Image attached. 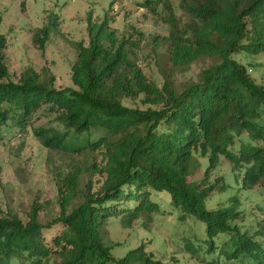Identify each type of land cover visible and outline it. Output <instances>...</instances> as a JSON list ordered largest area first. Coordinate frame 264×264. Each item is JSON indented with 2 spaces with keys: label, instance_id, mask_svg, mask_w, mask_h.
<instances>
[{
  "label": "trees",
  "instance_id": "trees-1",
  "mask_svg": "<svg viewBox=\"0 0 264 264\" xmlns=\"http://www.w3.org/2000/svg\"><path fill=\"white\" fill-rule=\"evenodd\" d=\"M140 6L168 26L167 36L145 39L162 88L144 74L140 48L107 20L89 18L88 46L72 41L73 86L64 88L48 66L27 67L15 80L0 33V137L31 130L56 186L53 200L0 216V264H163L143 239L129 246L109 236L114 223L127 231L150 223L160 209L154 192L205 224L208 264H264V218L245 224L264 205L242 208L240 199L256 186L264 196V83L252 74L256 64L238 58L264 55V0ZM54 24L34 31L40 49ZM139 96L146 108L125 103ZM224 164L229 174L215 176ZM229 190L238 194L208 208ZM191 238L182 236L187 248Z\"/></svg>",
  "mask_w": 264,
  "mask_h": 264
},
{
  "label": "rangeland",
  "instance_id": "rangeland-1",
  "mask_svg": "<svg viewBox=\"0 0 264 264\" xmlns=\"http://www.w3.org/2000/svg\"><path fill=\"white\" fill-rule=\"evenodd\" d=\"M146 0H0V33L7 38L4 50L6 65L10 75L17 80L21 73L32 67L40 72L48 66L55 74V84L59 88L73 86L71 80L72 64L76 60L77 52L72 41L89 45L87 32L89 18L92 23L100 24L108 21L109 27L115 30L120 40L134 42L138 51V63L142 65L144 74L149 80H154L162 88L164 79L157 73L154 58L149 56L150 48L146 37L157 34L167 36L168 26L158 21V15L141 3ZM177 6L178 0H173ZM54 22V30L49 37L44 50L33 42L36 29ZM142 34H139V33ZM144 39L138 42L141 37ZM244 63L256 64L252 74L264 83V55L239 56ZM244 58V59H243ZM259 64V66H258ZM125 103L133 108H146L142 97L128 98ZM45 118L37 119L35 124L43 123ZM99 132L96 138L102 136ZM46 151L34 138L30 130L28 135L18 134L14 139L7 134L0 137V216L8 211L28 209L33 202L53 200L56 186L48 172L45 163ZM229 166L222 165L216 174H229ZM97 174L95 180L101 181ZM237 187L236 184H234ZM97 187V185H96ZM237 193L228 191L216 195L208 203V208H217L219 203H225L229 196ZM158 203L159 211L151 216V222L144 224L142 220L134 222L131 231L114 223L109 228L112 243L115 241H129L134 246L137 241L144 240L147 250L153 251L156 258L163 264H208L204 251L207 248L206 226L189 215L185 219L180 216V209L172 206L170 197L165 192L153 194ZM241 207L251 202L264 205V196L260 195L259 187L240 193ZM256 215L247 216L245 224H254L258 217L264 218V212L256 209ZM60 229L55 228L47 236ZM191 238L190 246H185V240ZM137 239V240H136ZM196 251V252H195ZM116 254L121 249L115 250ZM223 264L222 259L219 262ZM215 264V261L211 262Z\"/></svg>",
  "mask_w": 264,
  "mask_h": 264
}]
</instances>
